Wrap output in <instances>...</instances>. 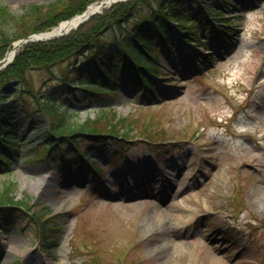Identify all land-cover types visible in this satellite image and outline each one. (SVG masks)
Here are the masks:
<instances>
[{
  "label": "rangeland",
  "instance_id": "obj_1",
  "mask_svg": "<svg viewBox=\"0 0 264 264\" xmlns=\"http://www.w3.org/2000/svg\"><path fill=\"white\" fill-rule=\"evenodd\" d=\"M55 1L0 0V6L19 18L33 4ZM228 13L235 27L226 42L211 40L205 27L198 37L206 36L210 48L173 35L163 78L154 80L157 92L130 88L109 103L61 99L72 116L66 124L105 110L138 118L130 133L138 140L127 142L132 149L122 160L109 143L91 144L92 166L76 167L70 150L67 168L55 151L39 159L48 121L42 114L35 120L20 115L21 102L12 107L19 152L10 168L0 166V193L10 186L37 210L49 206L61 231L55 242L39 236L26 217L6 229L0 223V264H82L92 247L105 264H264V0H233ZM21 40L5 52L15 51L11 62L31 44ZM28 77L47 88L46 71ZM15 88L12 83L4 91ZM155 206L170 212L160 240L148 226ZM183 216H191L188 224L174 231ZM164 238L185 246L166 249ZM76 241L90 247L73 250Z\"/></svg>",
  "mask_w": 264,
  "mask_h": 264
},
{
  "label": "trees",
  "instance_id": "obj_2",
  "mask_svg": "<svg viewBox=\"0 0 264 264\" xmlns=\"http://www.w3.org/2000/svg\"><path fill=\"white\" fill-rule=\"evenodd\" d=\"M94 1L57 0L33 4L19 18L12 17L8 9L0 6V59L13 41L46 31L60 21L83 12ZM220 1L227 3L230 0ZM195 3V0L119 2L92 16L66 36L24 46L13 63L0 71V166L10 168L19 152L12 124V107L19 101L23 104L21 113L27 118H33L35 113H43L48 118L50 129L44 131V136L68 134L72 143L77 138L87 140L85 136L97 141L107 137L113 144L117 138L126 140L127 134L121 136V133L115 132L108 121L103 122L105 130L101 131L99 124L91 125L93 121L90 120L66 124L67 118L72 116L60 111V98L71 90H79L81 96L75 97L79 103L89 100L105 102L114 96L109 93L119 92L120 86L127 85L130 78L133 85L151 89L150 76L160 74V61L164 54L159 44L169 46V36L174 31L172 23L177 22V31L187 36L188 41L193 36L196 42H199L196 35L201 32L198 24L205 20V25H208L210 10L205 4L197 6L195 15L190 13L188 6ZM216 5L211 2L209 6ZM220 14L223 17L224 11H219ZM220 22L223 24L225 21ZM32 70L46 71L48 81L54 80V83H50L45 91L37 90L27 77V72ZM77 81L78 88H75ZM13 82L16 85L14 91H4ZM28 100L33 105L28 104ZM7 101H10L9 105ZM125 121L121 122L124 124ZM55 145V140L47 142L49 149ZM11 194L10 186L0 193V220L6 225L15 222L13 212L16 209L20 207L25 211L30 208ZM47 215L38 216L31 212L30 219L38 230L57 229L56 223Z\"/></svg>",
  "mask_w": 264,
  "mask_h": 264
},
{
  "label": "bare ground",
  "instance_id": "obj_3",
  "mask_svg": "<svg viewBox=\"0 0 264 264\" xmlns=\"http://www.w3.org/2000/svg\"><path fill=\"white\" fill-rule=\"evenodd\" d=\"M113 1H116V0H104V1H101V2H98V3H95V4H91L87 8V10L84 13V15L81 14V15H79L77 17L71 18L70 20L64 21V22L60 23L57 27H55L53 30H51L49 32H45L43 34L35 35L34 36V40L50 38L52 36L60 35V34L64 33L65 31H68L69 29L75 27L78 24L80 19L86 17V14H89V13H92L94 11H97L98 9H101V7H103L104 5H106V4L110 3V2H113ZM14 53H15V51L11 50L9 52V54H8V57L12 58ZM47 185L48 184L46 183V186ZM169 215H170V212L168 213L166 210H162L159 206H155L150 211V219H149L148 226H151L149 228L154 227V230L157 233L156 236L158 235L156 240H160L162 238L161 236L164 233H159L158 231L161 229L162 224L167 220ZM190 217L191 216H187L186 219H185V217L183 216V219H182L181 222L180 221H175L174 231H177L178 228H180V227L183 228L184 226H182L181 224H184V225L188 224ZM168 229L169 228H167V230H166V234H168V232H167ZM151 231H153V230L151 229ZM163 231H165V230H163ZM163 240H165V242H167V245H165L166 249H172V248L174 249V248H179V247L185 246V243H177V242H175L172 239L168 240V239L164 238ZM186 246H187V243H186ZM10 251H13V249L10 250ZM44 263L45 264H50V263H48L46 261H44Z\"/></svg>",
  "mask_w": 264,
  "mask_h": 264
},
{
  "label": "water",
  "instance_id": "obj_4",
  "mask_svg": "<svg viewBox=\"0 0 264 264\" xmlns=\"http://www.w3.org/2000/svg\"><path fill=\"white\" fill-rule=\"evenodd\" d=\"M116 1H121V0H116ZM93 13H94V12L89 13V14H86V17H84V18H82V19L79 20V23H81V22L85 21L86 19H88V18H89V15H92ZM83 15H84V14H83ZM66 32H67V31H65V32L62 33V34H65ZM62 34H60V35H62ZM57 36H59V35H57ZM57 36H52V37H50V38H44V39H36V40H39V41H41V40H49V39H51V38H53V37H57ZM30 41H34V36H31V37H29V38L26 39V40H21L19 44L21 45V44H23V43H27V42H30ZM9 63H11V60H10L8 57L5 58L3 61H1V62H0V70L6 68V67L8 66Z\"/></svg>",
  "mask_w": 264,
  "mask_h": 264
}]
</instances>
